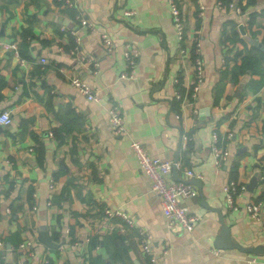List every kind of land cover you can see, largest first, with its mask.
Listing matches in <instances>:
<instances>
[{
	"label": "crops",
	"instance_id": "obj_1",
	"mask_svg": "<svg viewBox=\"0 0 264 264\" xmlns=\"http://www.w3.org/2000/svg\"><path fill=\"white\" fill-rule=\"evenodd\" d=\"M177 2L182 41L166 0H75L73 7L63 0H0V41L18 46L15 55L0 44V112L11 116L0 125V264H44V258L51 264H152L135 228L106 216L103 206L128 213L146 230L155 264L264 261V252L217 248L218 214L202 204L221 210L234 241L264 244V218L254 220L245 209L249 200L264 203V0ZM70 29L81 52L98 62L96 72L70 54ZM103 33L113 40L108 51ZM197 42L203 78L193 96ZM126 44L139 49L133 78L123 77ZM73 76L98 99H87L70 82ZM113 103L123 113L121 135L110 129ZM213 132L228 149L220 167L210 148ZM132 140L201 174V193L197 187L194 197L182 200L198 216L191 231L168 229ZM176 176L182 172L170 173ZM229 180L246 185L238 209L225 203L222 187ZM43 225L52 247L40 241Z\"/></svg>",
	"mask_w": 264,
	"mask_h": 264
},
{
	"label": "built area",
	"instance_id": "obj_2",
	"mask_svg": "<svg viewBox=\"0 0 264 264\" xmlns=\"http://www.w3.org/2000/svg\"><path fill=\"white\" fill-rule=\"evenodd\" d=\"M64 3L69 6H75V0H63ZM174 26L177 33V37L180 41L184 39L185 29L181 11L177 0H166ZM218 4L221 2L218 1ZM230 7H234L233 3L229 4ZM132 11H126L125 15L130 16ZM85 24V21H81ZM64 29V28H62ZM70 32L74 37V44L70 47V54L74 55L75 58L84 62L91 63V70L96 72L98 70V62L87 53H82L80 50V38L77 36L76 31L70 29ZM102 45L108 51L113 47V40L106 33L102 34ZM3 48L12 50L15 55L18 53V46L16 42H4L0 41ZM180 52L185 53L186 48L180 47ZM192 64L194 66V79L196 84L193 86V96L198 89L199 83L202 81L203 72V59L201 55L200 44L194 43L192 49ZM139 55V49L134 44H126L123 49V58L126 63V71L123 73L124 78H133L134 71L137 66V60ZM22 61V60H21ZM45 62V59H41ZM70 82L83 93L87 99L97 100L98 95L96 91L81 77L73 76L69 77ZM178 81V78L175 79ZM175 98L180 99L181 94L178 90H175ZM109 125L113 134L121 135L126 132V126L124 123V117L120 106L113 103L109 108ZM11 122V116L8 110L0 112V125H8ZM229 137V136H228ZM187 136H183L182 148L187 147ZM218 134L213 132L212 142L210 144L211 152L214 157V163L217 167H220L224 159L228 155V149L225 145H220L218 142ZM130 147L136 157L139 168L145 173L150 180L151 190L154 191L161 203V207L166 217V224L168 229L175 231H191L194 228L195 223L198 221V216L190 212L182 200L185 198L194 197L197 194V186L190 180L192 178H201L200 173H195L191 168H184L181 166L179 160H162L158 157L152 156L148 150L136 140L130 142ZM173 170H180L182 176L179 179H171L170 173ZM246 188L243 183H238L235 180H229L223 185L222 190L224 192V198L226 206L230 209H238L236 199L240 196L241 192ZM246 212L254 220H262L264 218V203L260 200L247 201L245 205ZM102 212L108 217L118 216L124 222V227L135 228L136 235L139 240V245L142 252L148 256L149 261L155 264L157 261V255L151 243V236L142 227H137L134 218L128 213L118 209L103 206ZM24 244H22L23 246ZM44 264H51L47 258L43 259ZM247 264H264L258 263L256 259L252 258Z\"/></svg>",
	"mask_w": 264,
	"mask_h": 264
},
{
	"label": "water",
	"instance_id": "obj_3",
	"mask_svg": "<svg viewBox=\"0 0 264 264\" xmlns=\"http://www.w3.org/2000/svg\"><path fill=\"white\" fill-rule=\"evenodd\" d=\"M175 179H179V178L176 176ZM190 181L198 187L199 193H201V181L198 178H192ZM202 204L204 207L212 209V210L216 211L218 214V219L220 222V230H219V233H218L216 239L214 240V245L217 248L236 247L238 249L248 251V252H252V253L264 252V244H257V245H253V246H242L240 243L234 241L230 236L229 226L226 223L225 218H224L221 210L219 208L210 207L204 201H202ZM46 228H47L46 225H43V227L41 228L42 234L40 237V241L42 243H44L45 245L52 247V246H54V244L50 241V238L48 237L47 232H46Z\"/></svg>",
	"mask_w": 264,
	"mask_h": 264
},
{
	"label": "trees",
	"instance_id": "obj_4",
	"mask_svg": "<svg viewBox=\"0 0 264 264\" xmlns=\"http://www.w3.org/2000/svg\"><path fill=\"white\" fill-rule=\"evenodd\" d=\"M73 44H74V43H73ZM73 44H72V45H73Z\"/></svg>",
	"mask_w": 264,
	"mask_h": 264
}]
</instances>
